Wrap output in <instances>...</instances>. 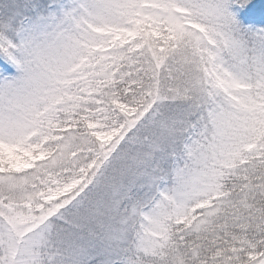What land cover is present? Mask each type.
Returning <instances> with one entry per match:
<instances>
[{"label":"snow or ice","instance_id":"obj_1","mask_svg":"<svg viewBox=\"0 0 264 264\" xmlns=\"http://www.w3.org/2000/svg\"><path fill=\"white\" fill-rule=\"evenodd\" d=\"M0 264H264V0H0Z\"/></svg>","mask_w":264,"mask_h":264}]
</instances>
